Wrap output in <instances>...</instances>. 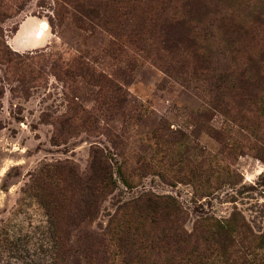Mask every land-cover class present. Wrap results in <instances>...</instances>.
I'll return each instance as SVG.
<instances>
[{
    "label": "rangeland",
    "instance_id": "rangeland-1",
    "mask_svg": "<svg viewBox=\"0 0 264 264\" xmlns=\"http://www.w3.org/2000/svg\"><path fill=\"white\" fill-rule=\"evenodd\" d=\"M0 90V264H51L99 158L112 183L68 221V264H98L124 211L169 251L224 223L209 264H264V0H0ZM144 193L167 207L122 210Z\"/></svg>",
    "mask_w": 264,
    "mask_h": 264
},
{
    "label": "trees",
    "instance_id": "trees-1",
    "mask_svg": "<svg viewBox=\"0 0 264 264\" xmlns=\"http://www.w3.org/2000/svg\"><path fill=\"white\" fill-rule=\"evenodd\" d=\"M81 183L83 186L76 195L74 209H67L62 214L64 215V226L57 228V230L55 229L58 232L57 238H54L53 244L49 246L51 253L49 262L51 264H68V253L70 251V245L67 243V236L70 234L68 221L92 217L96 212V203L100 200V193L112 183V180L108 177L106 162L100 158L95 160L92 163L90 173L79 181V184ZM163 207L166 208L167 205L162 201L161 197H152L144 193L124 202L122 210H137L142 217H146L149 213L157 215ZM123 213L127 215L125 211ZM125 215H121L118 219L115 216L112 217L105 231L96 234L94 242L89 246L92 249L97 245V249L94 248L93 250V254L96 255V263L99 264V261H97L99 255L102 260L100 264H103L109 262L110 258H114V255L118 254L119 260H122L123 264H209L207 251L210 245L216 241L214 236L216 235L220 238L222 233L226 235L228 232L224 223L216 221L210 227H205L200 238L195 242H191L188 234L182 231L175 232L172 235L174 239L172 246L174 249L169 251L168 248L163 250L164 247H169V245L160 246L158 245V240L154 242L153 239L144 238V222L139 221L138 225H135L136 221L131 220L129 215H127V219H123ZM54 235H56L55 231ZM163 239L161 238L160 240L163 241ZM200 240H203V243ZM152 245H157L163 250L160 253L162 256H159L158 263L147 256V247L149 248ZM201 250L206 253L204 254Z\"/></svg>",
    "mask_w": 264,
    "mask_h": 264
},
{
    "label": "bare ground",
    "instance_id": "bare-ground-1",
    "mask_svg": "<svg viewBox=\"0 0 264 264\" xmlns=\"http://www.w3.org/2000/svg\"><path fill=\"white\" fill-rule=\"evenodd\" d=\"M32 18V17H31ZM36 28H34V38L36 39H43L44 36H46L47 32H48V24L46 21L41 20L39 21L37 24H35ZM32 32V31H31Z\"/></svg>",
    "mask_w": 264,
    "mask_h": 264
},
{
    "label": "crops",
    "instance_id": "crops-1",
    "mask_svg": "<svg viewBox=\"0 0 264 264\" xmlns=\"http://www.w3.org/2000/svg\"><path fill=\"white\" fill-rule=\"evenodd\" d=\"M34 36V35H33Z\"/></svg>",
    "mask_w": 264,
    "mask_h": 264
}]
</instances>
